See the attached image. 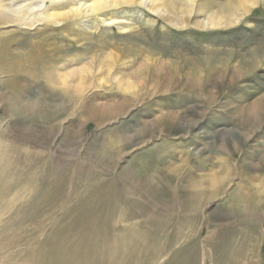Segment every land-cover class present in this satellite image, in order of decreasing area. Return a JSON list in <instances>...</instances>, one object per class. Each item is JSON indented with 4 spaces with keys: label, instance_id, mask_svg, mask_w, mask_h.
<instances>
[{
    "label": "rangeland",
    "instance_id": "obj_1",
    "mask_svg": "<svg viewBox=\"0 0 264 264\" xmlns=\"http://www.w3.org/2000/svg\"><path fill=\"white\" fill-rule=\"evenodd\" d=\"M1 1V264H264V0Z\"/></svg>",
    "mask_w": 264,
    "mask_h": 264
},
{
    "label": "bare ground",
    "instance_id": "obj_2",
    "mask_svg": "<svg viewBox=\"0 0 264 264\" xmlns=\"http://www.w3.org/2000/svg\"><path fill=\"white\" fill-rule=\"evenodd\" d=\"M55 1V0H54ZM132 2H133V0H107L106 2L105 1H103V0H95L94 2H92V4H90V5H88V6H84L83 8H78L77 6H75V7H73V9H71L70 11H69V14H71L72 16H74V17H76L78 14H80V13H82L83 15H85L86 14V17L87 16H91V15H87V14H93V13H101L100 11L103 9V8H107V7H114V6H120V5H122V4H132ZM137 2V1H136ZM138 2H140V4L142 3V4H146V3H148V2H150V0H140V1H138ZM150 4V3H149ZM154 4V3H153ZM237 4V5H236ZM157 5V4H156ZM246 4L242 1H239V0H234V1H232L231 2V4H229L228 6H226V7H224V8H219L218 10H219V13H218V11H216L215 12V14L214 13H212V15L208 18V20H206L207 22H205V26H210V27H216V26H231V24H234L235 22H236V19H235V15H234V13L235 12H233L232 10H231V8H230V6H233L234 8H235V11L237 10H239L240 11V9H241V11H242V7L243 6H245ZM249 5H250V3H249ZM150 6H151V4H150ZM163 7V9L167 12L168 11V13L169 14H171V15H173L174 17H172L173 19V21L174 22H178V21H181V22H183L182 20H183V15L184 14H186V13H184L182 10H179V9H175V8H173L172 6H168V5H163L162 6ZM7 7L5 6V5H3V3H2V1L0 0V10H4V9H6ZM65 8V7H64ZM233 8V9H234ZM159 11H160V9H159ZM12 12L15 14V16H16V18L17 19H22V15H23V9L22 8H16V9H14V10H12ZM163 12V11H162ZM168 15V14H167ZM170 15V16H171ZM42 16H44V17H46V18H53L54 16H55V14H54V11H52V12H50V11H46L45 13H43L42 14ZM171 19V18H170ZM173 22V23H174ZM185 22V21H184ZM174 24H176V23H174ZM203 25V24H202ZM204 26V25H203ZM204 26V27H205ZM209 28V27H208ZM256 56H257V53H256ZM260 56H262V55H258V57H260ZM249 65H250V67L252 68V67H254V63H253V59H251V62H249ZM94 68V67H93ZM85 69V68H84ZM82 71H83V69H81ZM86 70V69H85ZM84 70V71H85ZM78 71H80V70H78ZM88 71V70H87ZM90 71H93V70H91L90 69ZM160 71V70H159ZM54 72V71H53ZM52 72V73H53ZM75 72V71H74ZM73 72V73H74ZM166 72V71H165ZM72 73V74H73ZM78 72H76V74H77ZM55 74V73H54ZM82 74H83V72H82ZM81 74V75H82ZM53 75V74H52ZM51 75V76H52ZM73 75H75V74H73ZM85 75V74H84ZM84 75H82V76H84ZM159 75V74H158ZM55 76H57V75H55ZM77 77H79V76H77ZM77 77H75V78H77ZM86 77V76H85ZM164 77V76H163ZM51 78V77H50ZM55 78V77H54ZM57 78H59V76L57 77ZM80 78V77H79ZM81 78H83V77H81ZM73 79V78H72ZM169 79V78H168ZM52 80V79H51ZM57 79H55L54 81H56ZM59 80H61V81H63L62 79H61V77H60V79ZM58 80V82H60ZM76 80V79H75ZM77 80H78V78H77ZM77 80H76V82H77ZM83 80V79H82ZM141 80V79H140ZM80 81H81V79H80ZM131 81V80H130ZM120 82V81H119ZM122 82V81H121ZM129 82V81H128ZM63 83V82H62ZM83 84H84V82H82ZM130 83H132V82H130ZM155 83H157V81H155ZM159 83V82H158ZM162 83V82H161ZM60 84V83H59ZM64 84V83H63ZM80 84V83H79ZM123 84V83H122ZM135 84V83H134ZM141 84V83H140ZM154 85V84H153ZM125 86H126V84H125ZM158 87V86H157ZM71 88V87H70ZM81 88V87H80ZM253 105V104H252ZM251 106V105H250ZM107 107V106H106ZM252 107V106H251ZM254 107V106H253ZM252 107V108H253ZM254 108H258L257 106H255ZM107 109V108H106ZM250 109V108H249ZM254 110H256V109H254ZM258 110H259V108H258ZM262 111V110H261ZM119 112V111H118ZM249 113H250V111H249ZM104 114V113H103ZM102 114V115H103ZM252 114V113H251ZM262 114V113H261ZM243 115V114H242ZM249 115V114H248ZM259 115V114H258ZM257 115V116H258ZM264 115V114H263ZM104 116V115H103ZM109 116V115H108ZM259 117V116H258ZM256 119V118H255ZM259 119V118H258ZM264 119V118H263ZM185 122V121H184ZM241 122V121H240ZM187 123V122H186ZM189 123V122H188ZM187 123V124H188ZM185 124V123H184ZM190 124V123H189ZM260 125V124H259ZM145 126V125H144ZM180 127V126H179ZM230 134V133H229ZM232 134V133H231ZM244 134V133H243ZM227 135V134H226ZM220 145V144H219ZM232 154V153H231ZM261 164V163H260ZM260 164H259V166H260ZM264 165V164H263ZM253 166V165H252ZM253 179V178H252ZM195 180V179H194ZM259 181V180H258ZM221 182V181H220ZM219 182V183H220ZM255 182V181H254ZM253 182V183H254ZM260 182H262V180H260ZM213 183V182H212ZM222 183V182H221ZM264 183V182H263ZM262 183V184H263ZM214 184H215V181H214ZM214 184H211V185H214ZM257 184V183H256ZM259 184V183H258ZM261 185V184H260ZM215 188H216V186H214ZM214 187L212 188V189H214ZM220 187V186H219ZM203 189V188H202ZM193 190V189H192ZM211 190V189H210ZM212 191V190H211ZM201 196V195H200ZM177 197V196H176ZM178 198V197H177ZM193 198V197H192ZM176 199V198H175ZM194 200V199H193ZM191 201V200H190ZM176 205V204H175ZM244 208V207H243ZM250 209V208H249ZM248 209V210H249ZM253 210V209H252ZM251 210V211H252ZM247 211V210H246ZM245 211V212H246ZM232 212V211H231ZM253 212H255V211H253ZM252 212V213H253ZM246 214V213H245ZM253 215V214H252ZM233 216V215H232ZM237 218V217H236ZM249 218V217H248ZM233 219H235V218H233ZM255 219V218H254ZM258 219V218H257ZM243 220V219H242ZM241 220V221H242ZM245 220V219H244ZM252 220V219H251ZM249 221H250V219H249ZM234 222H236V221H234ZM239 222V221H238ZM237 224V223H236ZM10 260V259H9ZM8 260V261H9ZM0 261H1V258H0ZM12 261V260H11ZM14 262V261H13ZM13 262L11 263V264H13ZM0 264H1V262H0ZM9 264H10V261H9Z\"/></svg>",
    "mask_w": 264,
    "mask_h": 264
}]
</instances>
